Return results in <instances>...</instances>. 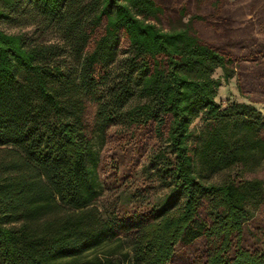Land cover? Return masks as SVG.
<instances>
[{
  "label": "trees",
  "instance_id": "trees-1",
  "mask_svg": "<svg viewBox=\"0 0 264 264\" xmlns=\"http://www.w3.org/2000/svg\"><path fill=\"white\" fill-rule=\"evenodd\" d=\"M235 78L246 101L219 102ZM259 103L264 0H0V264H264ZM114 132L115 166L149 155L167 189L152 206H97Z\"/></svg>",
  "mask_w": 264,
  "mask_h": 264
},
{
  "label": "rangeland",
  "instance_id": "rangeland-1",
  "mask_svg": "<svg viewBox=\"0 0 264 264\" xmlns=\"http://www.w3.org/2000/svg\"><path fill=\"white\" fill-rule=\"evenodd\" d=\"M1 25L6 31L13 33L20 31L32 33L36 29V25L33 23L23 24L16 20L3 22ZM44 38L49 42H63L61 34L53 28L45 33ZM220 75L221 72L218 71L217 76ZM217 100L223 104L228 101H246L238 92L236 78L229 83H223ZM257 105L264 114V103ZM116 135L117 133L114 132L107 137L99 136L95 140V151L100 160L97 175L101 195L97 201V206L104 214H123L132 210H140L141 207H146L149 204L152 206L156 200L168 193L167 189L158 180L156 181L155 177L144 172V168L148 164L149 155L143 158L141 164L131 173L123 172V164L117 165L118 168L115 166L110 153L113 146L117 143ZM2 156H4V153L0 151V157ZM248 237H250L247 239L248 243L255 242L254 239L256 237L253 231L249 233ZM128 248L129 242H123L122 239L121 241L107 244L100 251V256L104 259L113 256L119 257V254L127 252ZM120 258L123 260L124 256L122 255ZM125 261V264H127L131 261V258L127 257Z\"/></svg>",
  "mask_w": 264,
  "mask_h": 264
}]
</instances>
